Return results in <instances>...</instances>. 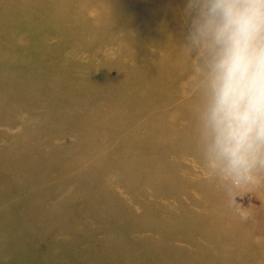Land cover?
Here are the masks:
<instances>
[{"label":"rangeland","instance_id":"obj_1","mask_svg":"<svg viewBox=\"0 0 264 264\" xmlns=\"http://www.w3.org/2000/svg\"><path fill=\"white\" fill-rule=\"evenodd\" d=\"M185 2L0 0V264H264Z\"/></svg>","mask_w":264,"mask_h":264},{"label":"clouds","instance_id":"obj_2","mask_svg":"<svg viewBox=\"0 0 264 264\" xmlns=\"http://www.w3.org/2000/svg\"><path fill=\"white\" fill-rule=\"evenodd\" d=\"M185 9L209 58L214 147L232 170L247 169L264 155V0H186Z\"/></svg>","mask_w":264,"mask_h":264}]
</instances>
